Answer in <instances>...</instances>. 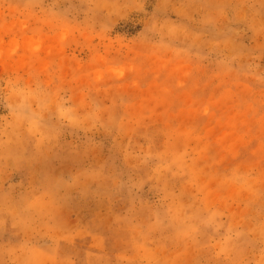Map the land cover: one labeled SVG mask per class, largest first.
Here are the masks:
<instances>
[{
    "label": "rangeland",
    "instance_id": "374dc122",
    "mask_svg": "<svg viewBox=\"0 0 264 264\" xmlns=\"http://www.w3.org/2000/svg\"><path fill=\"white\" fill-rule=\"evenodd\" d=\"M0 264H264V0H0Z\"/></svg>",
    "mask_w": 264,
    "mask_h": 264
}]
</instances>
